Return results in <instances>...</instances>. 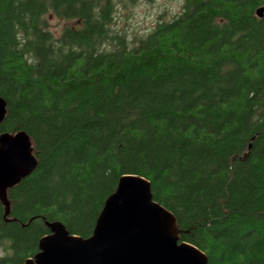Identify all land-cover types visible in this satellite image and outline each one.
Here are the masks:
<instances>
[{
  "label": "trees",
  "instance_id": "trees-1",
  "mask_svg": "<svg viewBox=\"0 0 264 264\" xmlns=\"http://www.w3.org/2000/svg\"><path fill=\"white\" fill-rule=\"evenodd\" d=\"M135 1L0 0V134L26 131L37 159L8 217L0 200V264L48 223L90 237L127 174L208 264H264V0H184L131 38L115 17Z\"/></svg>",
  "mask_w": 264,
  "mask_h": 264
},
{
  "label": "water",
  "instance_id": "water-1",
  "mask_svg": "<svg viewBox=\"0 0 264 264\" xmlns=\"http://www.w3.org/2000/svg\"><path fill=\"white\" fill-rule=\"evenodd\" d=\"M256 14L262 18L264 6ZM7 104L0 96V123ZM251 148V145H250ZM33 143L26 131L0 134V200L8 217L10 188L36 167ZM40 251L24 264H208L207 255L188 242L174 214L154 200L151 183L127 174L105 201L93 234L72 235L61 222L48 223Z\"/></svg>",
  "mask_w": 264,
  "mask_h": 264
},
{
  "label": "rangeland",
  "instance_id": "rangeland-1",
  "mask_svg": "<svg viewBox=\"0 0 264 264\" xmlns=\"http://www.w3.org/2000/svg\"><path fill=\"white\" fill-rule=\"evenodd\" d=\"M184 0H137L119 6L116 13V28L125 29L131 38L141 36L151 31L160 18L170 19L182 7ZM162 16V17H161ZM47 20L51 29L59 33L66 25L73 26L75 21L64 20L54 14H49ZM3 250L0 249V255Z\"/></svg>",
  "mask_w": 264,
  "mask_h": 264
},
{
  "label": "bare ground",
  "instance_id": "bare-ground-1",
  "mask_svg": "<svg viewBox=\"0 0 264 264\" xmlns=\"http://www.w3.org/2000/svg\"><path fill=\"white\" fill-rule=\"evenodd\" d=\"M1 98H3V97H1ZM3 100L6 102V104H7V101L3 98Z\"/></svg>",
  "mask_w": 264,
  "mask_h": 264
}]
</instances>
